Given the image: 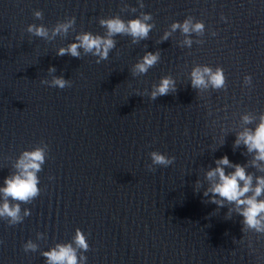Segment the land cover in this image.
<instances>
[{
  "label": "water",
  "instance_id": "1",
  "mask_svg": "<svg viewBox=\"0 0 264 264\" xmlns=\"http://www.w3.org/2000/svg\"><path fill=\"white\" fill-rule=\"evenodd\" d=\"M143 3L0 0V187L23 151L47 144L40 194L20 205L21 215L26 208L30 215L16 225L0 218V264H45L41 253L71 241L76 228L89 244L85 264H264V234L244 233L242 217L233 211L226 219L232 205L218 207L211 192L204 195L211 186L206 172L222 156L245 165L254 184L264 175L251 166L246 146L234 145L237 133L254 129L264 112V0ZM141 12L153 17L148 38L133 43L129 35L114 36L107 60L97 63L82 48L78 58L57 55L77 33L105 34L100 17L128 20ZM72 16L68 33L52 36L56 23ZM187 16L205 24L202 35L191 34L190 48L180 30L161 39ZM29 24H43L50 39L29 33ZM149 51H159L160 59L133 75ZM205 64L223 67L226 89L192 88V68ZM165 75L175 79V92L152 100ZM53 77L70 85L52 87ZM244 114L253 122L245 124ZM152 151L175 160L153 165ZM29 239L35 252L24 251Z\"/></svg>",
  "mask_w": 264,
  "mask_h": 264
},
{
  "label": "clouds",
  "instance_id": "2",
  "mask_svg": "<svg viewBox=\"0 0 264 264\" xmlns=\"http://www.w3.org/2000/svg\"><path fill=\"white\" fill-rule=\"evenodd\" d=\"M140 7L144 8L143 0H139ZM133 12L136 10L133 8ZM37 19L43 18V13L39 10L34 11ZM226 19L225 17H221ZM152 14L149 12H141L140 15L124 20L119 15L100 17L99 24L105 28V34L93 33L91 31H83L77 33L73 42L67 47H60L57 55L63 56L69 54L73 57H80L79 49H83L85 53H91L98 57L97 63L107 60L110 50L116 47V41L113 39L116 35H129L132 37L133 43L142 39H147L149 33L155 26L152 21ZM76 17L66 18L63 22H57L52 29V36L60 33L67 34L68 30L75 24ZM170 31H165L162 40L177 30H180L185 36L183 44L189 48L192 46L191 34L202 35L205 31V24L202 20H195L191 16H187L183 21H173ZM29 33L35 36L49 38L48 28L43 24H29L27 27ZM212 35H216L215 32ZM203 43V41H198ZM160 59L159 51L146 52L143 57L134 65L133 75L146 74L148 69L153 67ZM54 72V68L49 69ZM191 86L198 90V93L206 90L226 89L227 82L224 69L217 65L214 68L210 65H196L190 73ZM244 84L251 86L252 76H244ZM41 83H48L41 81ZM70 85V81L63 77H53L50 86L60 89ZM176 81L170 75L160 78V82L154 85L150 93V98L155 100L158 96H164L169 92H175ZM253 117L248 114L242 116L245 124L253 122ZM243 143L248 153L253 154L250 161L251 166L264 169V112L260 114L259 122L254 129L245 128L236 135L234 145L238 146ZM36 147L31 150L22 152L15 165L17 171L4 178V186L0 187V193H3V203H0V218L7 220L9 225H16L23 221L24 217L30 215L28 208L24 209L21 215V203H30L40 194L38 173L42 170L45 162V148ZM151 162L153 165L168 166L175 160L174 156H168L160 151L150 152ZM216 167L206 172V179L211 186L204 192L208 196L209 192L213 195L210 201L218 207H223L225 202L232 205L226 214V219H230L233 211L242 217V231H253L255 233L264 234V175L255 176V184L253 183L254 174L247 172L245 165L236 163L232 164L227 155L222 156L215 161ZM224 166L234 168L232 172H225ZM153 170L151 165L148 166ZM243 182V183H241ZM199 183V182H197ZM10 198V200H9ZM43 237V233H37V238ZM24 251L35 252L38 245L29 239L23 245ZM89 249L87 237L85 233L76 228L75 234L69 242L56 243L54 247L45 250L41 255L45 258V264H85L87 257L84 255ZM79 252V255H78Z\"/></svg>",
  "mask_w": 264,
  "mask_h": 264
}]
</instances>
